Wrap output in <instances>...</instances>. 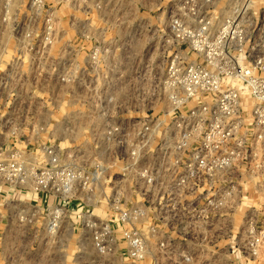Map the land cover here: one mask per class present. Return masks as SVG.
<instances>
[{
    "label": "built area",
    "instance_id": "obj_1",
    "mask_svg": "<svg viewBox=\"0 0 264 264\" xmlns=\"http://www.w3.org/2000/svg\"><path fill=\"white\" fill-rule=\"evenodd\" d=\"M17 3L0 0V12ZM27 6L37 17L45 3ZM74 26L87 35L59 47L55 104L77 110L56 120L53 144L0 155L2 192L49 198L17 220L40 236L75 217L104 260L124 246L130 264L237 252L264 262V208L237 219L250 190L264 201V38L237 25L226 38L206 17L140 26L134 38L119 35L123 23ZM78 127L83 142L68 135Z\"/></svg>",
    "mask_w": 264,
    "mask_h": 264
},
{
    "label": "rangeland",
    "instance_id": "obj_2",
    "mask_svg": "<svg viewBox=\"0 0 264 264\" xmlns=\"http://www.w3.org/2000/svg\"><path fill=\"white\" fill-rule=\"evenodd\" d=\"M16 1L21 11L0 12V155L13 149L36 151L42 143L53 144L60 126L56 120L77 110V106L68 103L65 106L63 98L61 106L55 104L59 86L55 61L59 47L63 41L79 42L87 35L84 28L75 24L92 22L99 27L105 22H123L126 26L134 25L130 34L128 29V37L134 36L133 32L140 30V26L151 29L161 22L177 19L194 22L206 17L212 21L215 31H230V37L226 32V38L233 37L231 30L235 25L248 28L253 43L264 38V0H44V9L37 17L24 12L31 0ZM242 13L244 18L237 17ZM88 46V42L81 46V57ZM230 51L236 52L233 48ZM243 105L246 107L245 103ZM68 135L83 142L79 127ZM71 141L67 137V143ZM2 189L0 197L5 198ZM48 201L49 198H45L43 204L47 205ZM68 206L72 213L76 212L77 207ZM42 211L33 218L34 222L39 220L38 225L45 219L44 211L40 217ZM17 222L21 227L25 225V222ZM29 227L24 229L28 234L22 238L26 250L0 251V264H102L105 261L95 251L88 233L81 231L75 217L66 220L56 235L43 232L37 236L36 225L29 223ZM32 245L36 250L30 251ZM207 255L197 257L195 262L205 260ZM236 255L239 260L241 254ZM223 259L226 257L222 255L219 262L225 261Z\"/></svg>",
    "mask_w": 264,
    "mask_h": 264
},
{
    "label": "crops",
    "instance_id": "obj_3",
    "mask_svg": "<svg viewBox=\"0 0 264 264\" xmlns=\"http://www.w3.org/2000/svg\"><path fill=\"white\" fill-rule=\"evenodd\" d=\"M109 23H123V22H109ZM125 24V23H123ZM130 26V24H127V26ZM125 24V27L123 29L119 30V35L125 37L127 36L128 29ZM132 31H129V34ZM134 34V32H133ZM134 36L128 35L127 38H134ZM257 194V195H256ZM15 195V196H14ZM14 195H6V199L3 197H0L1 202L4 205H0V251H24L26 250V245L24 246L23 242L25 243L24 239L25 235L28 234L26 229V226H22L17 222V218L15 216V213H17L19 210H34L33 207H36V205L40 206L41 204L38 202H44L45 198L41 199L39 196L33 194V193H25V194H14ZM263 199V195L256 193L254 190H250L249 193L246 195L245 202L239 209L237 219L241 218L243 213L250 207H256V208H264V201H261ZM35 205V206H34ZM242 210V211H241ZM240 213V214H239ZM72 220V219H71ZM19 229V231H18ZM19 232V233H18ZM18 233V234H17ZM226 241H223L220 243L221 247L225 246ZM36 250L35 247H31L30 251ZM123 253L120 254V257L113 259H105V261L102 264H130V260L127 258L125 247L122 246ZM223 255V258L226 257V259H223L225 261L219 262V258ZM209 256V255H208ZM206 257L205 260L198 261L196 264H243V259L240 258L237 260V255L231 256L232 262H230V258L225 253L220 254H211L210 257ZM212 256L214 257L212 259ZM163 260H165L163 258ZM227 261V262H226ZM257 264V263H256ZM258 264H264V262L258 263Z\"/></svg>",
    "mask_w": 264,
    "mask_h": 264
}]
</instances>
